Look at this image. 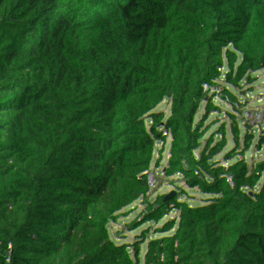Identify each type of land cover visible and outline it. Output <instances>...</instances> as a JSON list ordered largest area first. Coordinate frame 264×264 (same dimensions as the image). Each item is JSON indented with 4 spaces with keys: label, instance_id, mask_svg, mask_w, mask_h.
I'll return each instance as SVG.
<instances>
[{
    "label": "trees",
    "instance_id": "trees-1",
    "mask_svg": "<svg viewBox=\"0 0 264 264\" xmlns=\"http://www.w3.org/2000/svg\"><path fill=\"white\" fill-rule=\"evenodd\" d=\"M231 194L264 264V0H0V264H160Z\"/></svg>",
    "mask_w": 264,
    "mask_h": 264
},
{
    "label": "rangeland",
    "instance_id": "rangeland-1",
    "mask_svg": "<svg viewBox=\"0 0 264 264\" xmlns=\"http://www.w3.org/2000/svg\"><path fill=\"white\" fill-rule=\"evenodd\" d=\"M182 201L180 199L179 203ZM243 207L242 197L238 194H231L221 199L215 200L207 204L211 211L206 215H200L197 212L196 218H190L187 215L176 211V218L170 219L171 226L168 228V234L172 236V241L165 244L159 253L160 264H235L244 253L239 254L235 258L223 261V251L232 246L231 237L242 240L248 235L241 228V224L237 221L236 216L225 215L224 213L232 207ZM180 218L184 223L191 226L195 233L192 236L185 233L186 227L179 223ZM178 226H181L178 227ZM161 232L156 235L153 249L159 243ZM112 240L118 241L121 247L125 244V233L120 230ZM201 240H212L218 242L220 250L214 258L202 257L198 250V243ZM152 249V250H153ZM192 258V262H189Z\"/></svg>",
    "mask_w": 264,
    "mask_h": 264
},
{
    "label": "built area",
    "instance_id": "built-area-1",
    "mask_svg": "<svg viewBox=\"0 0 264 264\" xmlns=\"http://www.w3.org/2000/svg\"><path fill=\"white\" fill-rule=\"evenodd\" d=\"M198 250H199L200 254H203L206 257L208 256L209 258L215 259V256H217L219 253L220 245L218 244V242H215L212 240H210V241L201 240L198 243Z\"/></svg>",
    "mask_w": 264,
    "mask_h": 264
},
{
    "label": "water",
    "instance_id": "water-1",
    "mask_svg": "<svg viewBox=\"0 0 264 264\" xmlns=\"http://www.w3.org/2000/svg\"><path fill=\"white\" fill-rule=\"evenodd\" d=\"M237 243H238V244H241V243H242V241H241V240H239Z\"/></svg>",
    "mask_w": 264,
    "mask_h": 264
}]
</instances>
